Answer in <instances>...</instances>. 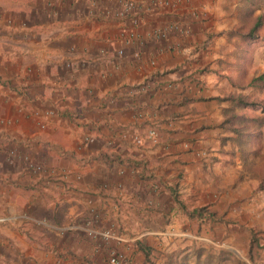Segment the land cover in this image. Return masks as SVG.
<instances>
[{"label":"crops","instance_id":"obj_1","mask_svg":"<svg viewBox=\"0 0 264 264\" xmlns=\"http://www.w3.org/2000/svg\"><path fill=\"white\" fill-rule=\"evenodd\" d=\"M135 1L120 17L121 0H0V264H150L134 241L166 232L133 228L201 205L261 211L237 222L246 251L263 231L264 122L246 157L220 123L231 96L264 93V0Z\"/></svg>","mask_w":264,"mask_h":264},{"label":"trees","instance_id":"obj_2","mask_svg":"<svg viewBox=\"0 0 264 264\" xmlns=\"http://www.w3.org/2000/svg\"><path fill=\"white\" fill-rule=\"evenodd\" d=\"M247 1L249 5L252 4V0ZM253 8H256L255 5ZM122 9L123 7L120 8L117 12ZM256 24H258V20L256 21ZM247 36L252 39L253 37H256L257 34H255V32H251ZM263 78L264 73H260L259 75L254 77L253 80H258L260 83V80H263ZM249 96L250 95L248 93H244L243 95L237 97L231 96L230 98L235 99V104L238 105L239 108H241L242 110L244 109V111L238 112L232 109V107H228V114H225L223 121H221L220 123L223 128H226L227 131L231 132L228 135V139H233L238 142L243 138L247 137L251 140L248 146L241 147L242 155L244 157L248 156L250 150H253L252 145H254L256 138L262 137V124L264 122L263 115H261L260 113H254L257 109L253 108L254 106H258L264 112V101H258L256 99H253V97ZM245 111L253 112H250L251 114H248L245 113ZM223 138L225 139L227 137L223 135ZM260 148L261 144L257 142L256 145H254V150L256 152H259ZM115 158L118 157L115 156L114 159ZM118 162H123L127 166H136L138 164V162L134 159H119ZM263 178L264 177H262V179ZM262 182L259 183V187H262ZM186 212L191 217H196L197 219L206 216L210 217L211 219H219L223 221L222 214H220L218 211L208 209L205 205L194 207L193 209L187 210ZM257 232L258 230L251 228V231L249 232V240L247 246V257L249 261L253 262L254 264H258V262L261 261L263 249V244L260 240V236L257 235ZM134 244L139 250L143 252L144 261L150 264H156V259L161 255L164 256L163 264H189L188 256L190 251L193 252V264H228V262L230 264H250L249 262L237 257L232 250L225 248L216 249V251H213L212 246L193 245L191 249L185 252V254L183 255L181 254L180 250H163L158 251V254L153 257V245L146 243L143 238L135 239Z\"/></svg>","mask_w":264,"mask_h":264},{"label":"rangeland","instance_id":"obj_3","mask_svg":"<svg viewBox=\"0 0 264 264\" xmlns=\"http://www.w3.org/2000/svg\"><path fill=\"white\" fill-rule=\"evenodd\" d=\"M264 38V37H263ZM260 96L257 97V95L249 94V97H253V99H256L258 101H264V93L263 89L260 90ZM235 101V100H234ZM257 109L254 113H260L264 117V112L262 109H260L258 106L253 107ZM241 109V108H240ZM241 112L244 111V109L240 110ZM253 111H245V113H250ZM251 114V113H250ZM244 140V147L248 146L250 143V139L245 137ZM259 144H261V148L263 146V133L262 137L256 138V140ZM264 159V152L263 157ZM259 167L256 166L258 171L263 175L264 177V162L257 164ZM264 179V178H263ZM185 182V180H184ZM183 188H186L185 185H181ZM187 197V196H186ZM243 198H247V195H244ZM188 199V198H187ZM185 203V202H184ZM188 200L185 203L186 205H189ZM245 202L244 204H234L230 205V207L226 210H221L225 217L224 223L222 221H218V223L211 222L209 225L205 224L203 225L201 222L197 220H188V217L181 211V209H175V210H169L167 211V217L169 219V222H167V218L165 220L158 219L156 221V224H149V226H138L134 227L131 231V235H139L141 232L148 230V231H165L166 233H162L160 235H165V237L161 238V242H158V245L154 248V251H152V256L154 257L156 254H158V251H172V250H180L181 254H185V252L189 251L193 245H202L206 246L208 243H212L215 245L213 247V251H216L220 246L228 245L226 247H231L232 251L235 253L237 257L240 259L249 262L250 264H254L253 262H250L247 257V251L244 250L242 247L246 244L241 242V238L246 237V234L244 230L245 227H243L241 224L239 225L238 220L240 218H244L246 222L252 221L257 222L261 220V211L258 209H251L249 204L247 205ZM191 206V204H190ZM240 206V207H238ZM252 206V205H251ZM157 216H160V214H157ZM232 218V219H230ZM260 218V219H259ZM257 220V221H255ZM165 221V222H164ZM222 224V226H220ZM120 235V232L118 233ZM148 235H156L154 232L147 233ZM190 234V235H188ZM257 235L264 236L263 231H258ZM193 236V237H192ZM188 237L191 239L189 240ZM157 243V242H156ZM158 246V248H157ZM164 246V247H163ZM163 247V248H162ZM264 250V243H263V249ZM189 264H193V252H189L188 256ZM164 256H160L156 259V264H163ZM262 263V259L258 264ZM227 264V263H226ZM228 264H230L228 262Z\"/></svg>","mask_w":264,"mask_h":264},{"label":"built area","instance_id":"obj_4","mask_svg":"<svg viewBox=\"0 0 264 264\" xmlns=\"http://www.w3.org/2000/svg\"><path fill=\"white\" fill-rule=\"evenodd\" d=\"M122 4H123V9L120 10L119 12H117V14L120 17H124L126 15H128L129 13H131L133 11V9L135 8V0H121ZM119 52H122V49L119 50ZM40 126L43 127L44 123H40ZM150 137H154L156 136V130L155 129H151L148 132ZM16 152L15 150L10 152L11 156H15ZM23 159L26 162V165L29 169H32L34 171H41L44 169V164L43 162L39 161L36 158H33L31 156L28 155H24ZM99 235H101L103 238L108 239L110 237L113 236V232L110 231V229H104V230H100L97 232ZM124 258V254L121 251H118L116 249H113L109 252V257H108V261L111 264H117L119 263L121 260H123Z\"/></svg>","mask_w":264,"mask_h":264}]
</instances>
